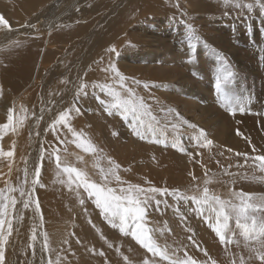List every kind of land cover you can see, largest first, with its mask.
Segmentation results:
<instances>
[{"label": "rangeland", "instance_id": "374dc122", "mask_svg": "<svg viewBox=\"0 0 264 264\" xmlns=\"http://www.w3.org/2000/svg\"><path fill=\"white\" fill-rule=\"evenodd\" d=\"M5 1L8 7H21L25 3L24 0ZM114 1L116 0H83L75 7L76 11L82 9L86 3L88 6L90 2L95 3L94 8L91 12L90 9L88 12H81L82 14L77 12L75 20L66 24L72 25L74 30L85 32L93 26L92 22L109 10ZM136 2L142 4V0ZM241 2L253 3L254 6L251 10L246 7L237 8L231 3L226 5L224 0H150L146 5L138 6L133 16L136 19L128 23L129 28L126 29L121 42L114 44V55L116 58L125 55L126 62H119L112 56L103 57L98 50L95 51L94 58L101 57L108 67L110 63H115L120 72L128 76L127 83L143 98L152 114L160 121V126L169 125L166 128L167 146L135 136L129 121L119 115H108L105 112L96 97L108 100L106 93L89 87L84 95L72 94V101H75V97L78 99L68 104L65 110L75 107L80 109L79 114L75 111L70 114L69 126L73 129L79 124H82L83 128L86 126L90 130V141L92 143L93 140L92 144L97 152H86L72 143L73 148L82 152V155L77 153L80 158L75 159L69 150L72 149L71 145H67L68 140L64 138V131L68 127L57 125L56 135L65 141V146L59 147L58 150L62 155V163L66 162L68 166L83 171L91 181L102 183L99 167L108 168V158H111L121 164L119 175L126 182L125 185H118L113 181L108 185L113 188L132 184L146 189H178L188 195H200L206 186L210 194L235 203L239 201L235 200L234 192L251 193L257 198L264 197V171L260 170L259 161L254 159L264 156V11L254 0ZM65 4L66 2H63L59 5L63 7ZM22 15L23 13L19 16ZM186 25H191L195 34L200 37L198 43L193 41L196 44L194 49L189 47ZM42 34L33 33L21 42L30 38L42 39ZM68 44L55 42L50 45L49 49L54 51L50 58L53 61L62 59L61 55ZM42 48L41 51L44 49ZM83 49V45H76L73 53L65 58L63 63L60 62L61 67L57 72L67 69L66 64L70 59L79 60L81 52L87 53L83 52ZM51 65L52 61H46L41 69H48ZM64 66L66 68L63 70ZM100 67L102 66L98 64L99 70L94 73L96 84L111 83L102 78ZM225 69L231 71L234 77L224 85V93H218L217 76ZM36 79L33 82L28 79L26 85H20L17 89L7 88V80L0 79V111L12 108L14 113L12 95L19 96L18 103L26 107L23 113L25 119L19 118L22 122L21 126L18 124L17 127L19 135L23 137L22 142L31 136V128L37 129L41 123L36 121L34 127L30 118H39V114L44 111L40 108L42 105L37 93L41 81L39 77ZM132 79L139 80L141 84L132 85ZM145 83L149 85L148 88L143 86ZM50 87L51 84L48 85V88ZM58 87L60 89H55V92H61L65 86ZM44 97L50 99V94L46 93ZM50 100L48 101L51 105L53 103H50ZM31 107L34 109L31 111L33 113L30 112ZM231 107L237 108L235 115L230 114ZM239 107L245 109L243 113L239 111ZM170 109L173 110L171 114L168 112ZM176 113H179L180 120L176 119ZM0 117L7 118L1 114ZM0 124L4 122L0 121ZM75 124L78 126L75 127ZM171 124H177L178 129L173 131ZM189 124L203 129L212 144L200 147L190 140L193 129L188 127ZM177 137L186 151L172 147V141ZM12 144L15 146L10 145L11 147H16L17 141L13 140ZM28 144L29 142L25 145L26 148L29 147ZM5 145L6 148L9 147L8 141ZM3 146L0 139V148L4 150ZM7 159L8 157L0 156V189L6 187L4 182H7L6 176L10 173L11 161L10 158ZM52 163L54 168L50 167L48 175L44 177L47 184L43 193H48L46 196H50L49 201L54 205H63L60 217L65 223V229L62 230L66 231V234L59 245L50 249L48 260L51 258L56 261L59 257V264H144L147 259L149 264H168V261L153 256L141 247L131 235H123L118 228L111 227L104 216L100 215V209L96 207L94 200L88 197L83 187L77 189L73 185L70 190L67 183L60 182L67 181L66 175L57 177V170L51 174L52 170L57 169L56 160ZM40 180H43V177H40ZM206 181L210 183L206 184ZM156 199L161 203L159 208L155 201L149 204L145 218L146 227L153 230L151 234L157 244L161 249L167 248L169 255L175 253L184 257L187 252L199 264H211L213 260L216 264H233V261L240 264L241 257L245 264H260L254 257L249 259V248L257 245L250 242L248 247L245 246L243 237L235 228L234 219L230 221V226L237 233L233 239L239 243L224 245L209 228L206 209L204 214H201L197 205L191 201H178L173 195H158ZM81 200L84 201L83 204L80 203ZM28 209L22 208L19 215L23 222L26 221L24 232L32 233L34 225L29 221L31 215ZM15 220L16 217L13 219V228ZM12 242L14 245L17 243V231L9 238V243ZM9 243L6 248L11 246ZM15 248L20 254L19 244L15 245ZM101 252L103 255H100ZM124 257H127V260Z\"/></svg>", "mask_w": 264, "mask_h": 264}, {"label": "bare ground", "instance_id": "6f19581e", "mask_svg": "<svg viewBox=\"0 0 264 264\" xmlns=\"http://www.w3.org/2000/svg\"><path fill=\"white\" fill-rule=\"evenodd\" d=\"M24 1L25 3H23L21 7L18 6L15 7L11 5L10 8L8 7V4L5 0H0V15H3V17L9 22L10 25V30L0 26V79L7 80L6 83L7 88L15 87L17 89V87H20V85L22 86L23 84H25L28 79H31L30 81L33 82L37 77H39L41 83L39 82L40 85L38 86H40L39 87L40 89H38L37 93H38V97H40V102L42 105V107L40 108L44 109V111L39 114L38 116L39 118H35V117L30 118V120L31 119L33 120L32 126L35 125L36 121L41 123L40 125L39 123L37 124V126L39 125L37 129L31 128L32 131L31 136L27 141L22 142L23 137L22 135H19V130L17 127L18 124L20 123L16 125L15 132L11 131V129H8L7 133L3 135L2 143L4 144L3 146L4 150L9 151L11 148H12L11 150H14V155L13 157L10 158L11 161L9 164L10 173L8 172L9 175L6 176L8 177V180L7 182L5 181L4 183H6V185L17 186L24 179V170L26 167L29 173L28 180L30 183L31 179L33 178L32 173L34 171V168L38 163H40V153H41V148L43 147L46 150L45 159L42 162L41 175H40V177H43V180H40V183L36 185L35 191L33 193L34 197L39 201L43 220L41 221L40 217L37 214H35L34 205L30 206L29 207L30 209H28V211L29 214L31 215V219L29 221H31L33 225L36 227L37 235H38L37 241L35 243V249H36L35 255H33V250L31 247H29L30 243H32L31 241L32 233H29V231H27L26 233L24 232L26 221L23 222V219H21L19 215V211L23 208V205L21 202H18L14 212V217H16V220L14 221V225H15L14 232L17 231V243L15 245L17 246V244H19L21 253L18 254L15 251L16 248L14 249L15 245L12 242L9 243L11 246L6 248L5 258H6V264H47L48 257L50 256L49 255L50 252L49 251L44 252L41 250L43 243V236L40 235V233L42 232L47 233L49 238L50 249H53L54 246L59 245L60 240L63 239L64 234H66L65 233L66 231L63 232L62 230L63 228L65 229V223H63L60 217L61 216L60 212H62L63 210V205L61 204H59L58 206L54 205L49 201L50 196L49 197L46 196L48 193L47 194L43 193L44 186L47 184V181L46 180L44 181V177L48 173L50 167H52V169L54 168L52 162L55 161V157H52L51 159L48 158V153L52 151L53 147H56L59 150V147L65 146L64 144H61L56 138L57 137L56 130L58 129V127L57 129L55 127V131H53L50 125L53 124V121L58 118L59 114L62 111H67L65 109L67 108L68 104L75 102L78 99L77 97H75L76 98L75 101H72V94H77L78 88L82 83L88 86L86 90L89 89V87L93 89V84H96L95 82L96 77L94 76V73H96L97 69L99 70V68H97L98 64L102 66L100 67V75L102 76V78H104L105 80L108 79L111 83H113L111 79L112 73L110 71H105V69L109 68L106 65V61L101 59V57H99L98 59L94 58L95 55L94 53L95 51L98 50L99 53L101 52L103 54V57L112 56V58L115 57L114 59L119 62L125 61L124 60L125 55L123 56L119 55V58H116L114 53L108 50L114 47L115 46L114 44L116 43L118 44L121 42L123 35L126 33L125 32L126 29L129 28L128 23H130L132 19H136L133 18V16L135 15V9L142 4L146 5L150 0H142L141 2L142 4L136 2V0H116L110 6L109 10H107L104 14L102 13L103 15L100 16L99 19H96L94 22H92L93 26L90 29L88 28L85 32L74 30V27L71 25L72 26L71 28L70 24L75 20V14L77 12L79 13L88 12V9H90L91 12V10L94 8L95 5L94 2L92 3L90 2L88 6L86 3V5H84L82 9L76 11L75 7L79 6V3L82 2L83 0H77L76 2H72L71 0H24ZM63 2H66V4L62 7L61 5ZM171 2L174 3V1ZM86 6H87L86 8L87 11L85 10ZM22 13L23 15L19 16ZM89 18L91 19V16ZM89 21L91 22V20ZM66 23H70V24H66ZM75 28L77 29V27ZM36 32L37 34L39 32L43 33L41 37L42 39L30 38L27 41L21 42V40L28 38L31 34ZM74 41H76L77 44H74L75 43ZM55 42H63V43L68 42L69 44L65 46L66 49L64 48L65 52L63 55H61L62 59L58 58L57 60L53 61V59H51L50 57L53 55L54 51H51V49H49L50 48L49 46L53 45ZM78 44L83 45L84 49L82 51L83 52L87 51V53L82 54L81 52V57L79 60L74 58L71 61L70 59L69 63L66 64L68 68L64 70V68H66L64 66L63 67L64 71L57 72L58 69L61 67L60 62L62 61L63 63V60L69 57V55L73 53V51L76 48V45L78 47ZM41 47L44 48V49L42 48L43 51H41ZM38 55H39V59H37ZM46 61H52L51 67L45 70L41 69L42 64L46 63ZM66 74H68V76H66ZM50 84L51 87L48 88V85ZM61 85L63 87L65 86L66 88L65 87L62 88L63 90L61 92L60 91L55 92V89L57 88L60 89V87L58 86ZM30 87L32 88V86ZM34 88L36 87L34 86ZM46 93L50 94V99L52 101L44 97ZM10 95H12V93ZM12 97H13L12 103L13 106L15 107L13 113L14 122H15L19 120V118L22 117L24 118L23 113L25 112L26 107H23L24 105L18 103L19 96L12 95ZM48 100H50L51 101L50 103L53 104L50 105ZM32 108L33 107H31L30 112L34 110ZM0 114L6 115L7 117L8 111L1 110ZM0 118H1L0 121L6 123L7 118H2V117ZM37 119H39L40 121H38ZM77 126L75 124V127ZM82 126H83L82 124L81 125L79 124V126L74 130L78 133H83L84 138H86L87 140H91L90 135L88 134L90 130L87 129L85 124H84L85 126L84 128ZM64 133H65L64 138L68 140V143L66 144L71 145L73 143L72 133L68 131V128L66 129V131H64ZM13 140L17 141L16 147L10 146V145H14L12 144ZM69 140L71 142H69ZM7 141L9 143L8 148H6L5 145ZM28 142H29L28 144L29 147L26 148L25 145ZM69 150L72 151L71 152L72 156L75 159L80 158L77 155V153L82 155V152L77 150L76 148L72 147V149ZM60 153L61 152H59V155ZM127 157L129 158V156ZM55 168H56V164H55ZM56 170L57 169H55L54 171L50 170L51 174L54 173ZM4 175H6V173ZM12 195L17 196L19 200L18 192L12 193ZM59 249L61 250V248ZM61 260L60 263L62 262Z\"/></svg>", "mask_w": 264, "mask_h": 264}, {"label": "snow or ice", "instance_id": "6c2138e0", "mask_svg": "<svg viewBox=\"0 0 264 264\" xmlns=\"http://www.w3.org/2000/svg\"><path fill=\"white\" fill-rule=\"evenodd\" d=\"M224 3L234 4L235 7H246L249 10L253 8V3L243 4L241 0H224ZM256 5H259L262 11H264V0H254ZM0 26L9 29V22L0 15ZM187 37L189 41V47L195 48L196 44L200 41V37L195 34V30L191 25H186ZM108 51L115 53V47L110 48ZM118 55V53H117ZM112 73L113 83L93 84V88H98L100 92L106 93L109 97L108 100L96 98L99 103L104 107L105 112L108 115H119L125 121H129L132 132L141 140L150 139V142L165 144L167 146V133L166 128L169 125L160 126V121L156 116L152 114L150 108L145 104L142 97L138 96L134 87L129 86L127 81L129 80L120 70L115 63H111L108 69ZM234 77V74L225 69L217 76L216 90L218 93H224V85L230 82ZM132 85L139 86L141 82L139 80L132 79ZM148 88L149 85L145 83L143 85ZM88 86L81 84L78 88L77 94L84 95ZM243 107H239L241 113L244 112ZM75 111L79 114L80 109L75 107L67 111H62L58 118L53 121L50 127L55 131L56 125H63L68 127V131L72 133L73 143H76L77 147L82 148L86 152H97L95 146L90 140L84 138L83 133L76 132L69 126L70 114ZM173 110H168L169 114ZM230 114L235 115L237 108H229ZM176 119L180 120L179 113L175 114ZM22 121L17 120L14 122L13 109L10 108L7 114V121L4 124H0V139L5 135V130L11 129L15 132L16 125ZM187 123V121H183ZM173 131L178 129L177 124L170 125ZM188 127L193 129V135L189 138L195 141L200 147H208L212 144L211 140H208L206 133L203 129H197L196 125L189 124ZM117 135L118 133H113ZM239 134V132L237 133ZM163 137V138H161ZM57 140L63 144L64 140H60L57 135ZM172 147L178 148L184 152L186 149L183 147L179 137L172 141ZM45 149L41 148L40 163H38L32 173V179L29 183L27 167L24 170V179L17 186L6 185L4 189H0V264H6L5 251L6 246L9 243V238L12 236L13 219L16 205L21 202L23 208L28 209L34 205V212L43 220L39 201L34 197L33 193L35 187L40 183L39 177L41 175L42 162L45 159ZM14 155V150L4 151L0 148V156L11 158ZM237 155H241L237 153ZM55 157L57 167V177L62 175L67 176V181L60 180L61 183H67L69 189L75 185L77 189L83 187L88 193V196L94 200V203L98 209H100L101 215L108 221L113 228H118L123 235H131L136 242L145 248L148 252H151L153 256H159L162 260L168 261V264H199V262L192 256L185 252L184 257H180L173 253L169 255L167 248L161 249L151 234L153 230L146 227L145 218L147 216V208L152 201H155L157 208L161 201L156 199L159 196L173 195L178 201L186 200L191 201L198 206L201 214H204V210H207V219L209 228L215 232L221 244L227 245L231 243H239L238 240L233 238L237 235L236 231L230 226V221L235 220V228L239 230V235L243 237L245 246L248 247L250 242H254L257 247H250L249 251L251 255L249 259L253 257L260 261V264H264V197H254L251 193L234 192L233 196L239 203H235L231 200L225 201L219 196L210 194L209 188L204 187L200 195L181 192L180 190H169L155 187L143 188L140 185L127 184V186H121L119 188H113L108 186L111 182L115 181L118 185H125L119 175L120 165L115 161L108 158L109 167H99L100 177L102 183L91 181L87 174L83 171L68 166L66 162L61 161L58 149L52 148V151L48 153V158ZM103 157H98L102 159ZM255 161H259V167L261 171H264V156H257ZM195 179V177H193ZM210 183V181L205 182ZM43 186V185H41ZM19 193L18 197L12 195V193ZM84 203L83 200L80 201ZM178 211V209H177ZM22 218V217H21ZM43 236V243L41 250L44 252L50 251L49 238L46 232L40 233ZM37 229L34 226L31 235V241L29 247L33 250L35 255V243L37 241ZM103 238V237H102ZM192 239V237H189ZM111 247V245H109ZM119 251V249H117ZM103 255V252L100 253ZM207 256V252L205 251ZM127 260V257H124ZM47 264H59V257L56 261L49 258ZM144 264H149L146 259ZM211 264H216L213 260ZM235 264V261H233ZM240 264H245L243 257L240 259Z\"/></svg>", "mask_w": 264, "mask_h": 264}]
</instances>
